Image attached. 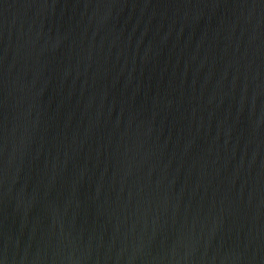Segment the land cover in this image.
I'll return each instance as SVG.
<instances>
[{"label":"water","instance_id":"1","mask_svg":"<svg viewBox=\"0 0 264 264\" xmlns=\"http://www.w3.org/2000/svg\"><path fill=\"white\" fill-rule=\"evenodd\" d=\"M0 264H264V0H0Z\"/></svg>","mask_w":264,"mask_h":264}]
</instances>
